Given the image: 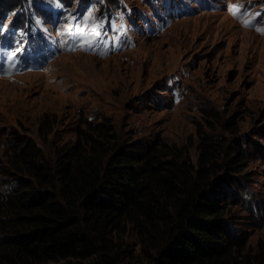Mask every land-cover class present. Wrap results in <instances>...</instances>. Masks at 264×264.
<instances>
[{
  "label": "rangeland",
  "instance_id": "obj_1",
  "mask_svg": "<svg viewBox=\"0 0 264 264\" xmlns=\"http://www.w3.org/2000/svg\"><path fill=\"white\" fill-rule=\"evenodd\" d=\"M259 29L264 0H0V167L12 133L52 158L84 120L108 118L121 139L184 147L193 164L204 138L217 162L245 155L225 211L244 250H255L264 245ZM110 239L121 264H149L133 223Z\"/></svg>",
  "mask_w": 264,
  "mask_h": 264
},
{
  "label": "trees",
  "instance_id": "obj_2",
  "mask_svg": "<svg viewBox=\"0 0 264 264\" xmlns=\"http://www.w3.org/2000/svg\"><path fill=\"white\" fill-rule=\"evenodd\" d=\"M12 8L6 1L3 11ZM83 125L52 158L11 134L0 167V264H121L110 238L130 222L152 248L149 264H264V245L244 250L226 218L243 152L217 162L201 138L193 164L159 138L121 139L108 118Z\"/></svg>",
  "mask_w": 264,
  "mask_h": 264
},
{
  "label": "snow or ice",
  "instance_id": "obj_3",
  "mask_svg": "<svg viewBox=\"0 0 264 264\" xmlns=\"http://www.w3.org/2000/svg\"><path fill=\"white\" fill-rule=\"evenodd\" d=\"M236 10H237L236 7L233 6L232 11H233L234 14H235ZM245 23L247 24V23H249V21L245 20ZM259 30L264 32V29H259Z\"/></svg>",
  "mask_w": 264,
  "mask_h": 264
}]
</instances>
